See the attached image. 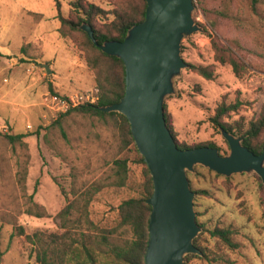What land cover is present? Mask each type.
Instances as JSON below:
<instances>
[{
	"label": "rangeland",
	"instance_id": "374dc122",
	"mask_svg": "<svg viewBox=\"0 0 264 264\" xmlns=\"http://www.w3.org/2000/svg\"><path fill=\"white\" fill-rule=\"evenodd\" d=\"M59 1L67 17L72 0ZM89 1L108 11L115 7L110 0ZM198 6L193 18L199 29L183 35L181 56L186 63L212 66L215 77L206 79L188 66L181 67L165 101L179 142L187 146L212 143L226 156L231 153L229 141L210 118L223 100L240 102L226 119L231 123L247 124L262 111L264 5L258 12L248 0H201ZM57 12L56 0H0V132L26 133L28 144L27 148L12 145L0 136V264H39L32 243L18 234L19 228L25 234L61 232L58 213L75 193L112 177L117 158L129 159L128 184L98 192L89 207L90 218L98 227L110 228L117 223L119 204L142 194L143 165L131 145L121 148L118 126L90 114L63 115L71 108H62L53 98L50 82L60 97L97 94L93 72L77 44L81 35L62 36ZM108 17L111 20L112 14ZM208 33L218 35L248 72L238 76L230 64L217 61ZM61 117L65 135L54 125ZM24 166L23 187L19 171ZM257 175L246 170L225 176L200 163L188 170L192 188L208 191L193 199L197 221L207 229L202 243L213 251L216 239L209 230L231 226L237 231L238 247L224 249L228 260L194 257L187 264H264V189ZM29 195L46 208L47 216L26 212Z\"/></svg>",
	"mask_w": 264,
	"mask_h": 264
},
{
	"label": "trees",
	"instance_id": "16d2710c",
	"mask_svg": "<svg viewBox=\"0 0 264 264\" xmlns=\"http://www.w3.org/2000/svg\"><path fill=\"white\" fill-rule=\"evenodd\" d=\"M110 1L115 6L111 11L89 0H72L70 2V13L65 17L62 14L60 1L56 0L57 17L61 24L59 30L64 37L74 38V33H80L81 37L77 40V44L81 56L93 72L98 96L95 103L73 107L63 115L75 111L96 116L113 126L117 125L122 143L121 148L125 150L131 145L137 154V162L143 165L142 194L124 199L119 204L117 223L110 228L98 227L90 218L89 207L98 192L107 186L122 187L128 184L129 159L125 157L115 159L112 166L114 172L112 177H109L107 181L95 182L80 193H75L74 198L58 213L62 221L63 230L61 232L53 231L47 234L36 230L33 233L25 234L24 229L19 228L18 234L25 235L26 239L32 243L33 252L39 264H145V252L149 241V219L152 210V206L147 203V199L153 193V178L143 155L137 148L127 117L118 111L108 112L100 109L101 106L119 102L125 94V63L120 57L108 54L95 45L88 33L80 28V25L84 22L90 24L99 43L109 40L122 41L133 25L145 19L147 0ZM248 1L255 12H258L259 7L264 5V0ZM197 2L199 4L201 0H195L194 2L196 7L199 8ZM109 14H112L111 20L108 17ZM208 36L212 42L217 61L222 64H230L234 73L238 76L248 72L245 63L221 42L218 35L208 33ZM187 65L206 79L215 77V70L212 66L193 63H187ZM49 88L52 93L57 94L51 82ZM239 106V101L227 103L223 100L216 107L210 120L218 130L224 128L228 132L242 137L245 146L255 154H261L264 151V103L260 115L247 124L241 121L233 123L226 121L232 112L238 110ZM164 115L167 126L179 148L201 146H187L179 142L173 117L168 110L166 101L164 103ZM62 120L63 117L58 119L54 125H57L65 135ZM26 135V133L0 132V136L4 137L10 144H19L24 148L28 147L27 142L24 141ZM206 146L215 147L212 143ZM26 173L27 168L24 166L19 171L23 187ZM257 176L262 190L264 189V182L259 175ZM192 190L195 194H208L205 189L192 188ZM26 212L38 217L48 215L46 208L33 200V195L28 196ZM200 226L203 229L194 239V245L202 253L188 254L184 264H187L194 257L206 259L209 262L228 260L224 249L231 250L238 247V242L235 239L236 229L231 226H216L214 229L209 230L211 237L216 239V249L208 251V247L202 243L203 233L207 229L201 223ZM77 231L78 233H76Z\"/></svg>",
	"mask_w": 264,
	"mask_h": 264
},
{
	"label": "water",
	"instance_id": "95a60500",
	"mask_svg": "<svg viewBox=\"0 0 264 264\" xmlns=\"http://www.w3.org/2000/svg\"><path fill=\"white\" fill-rule=\"evenodd\" d=\"M194 9V0H147L145 19L133 25L122 41L99 43L90 24L80 25L95 45L125 63V94L119 102L100 109L127 117L153 178V193L147 199L152 210L145 264H184L188 254L202 253L194 245L202 228L188 178V170L196 164L225 176L253 170L264 182V151L255 154L242 137L220 128L231 147V153L224 156L206 145L179 148L167 126L164 103L174 89L173 76L188 66L181 56V39L199 29ZM45 65L51 72L50 65Z\"/></svg>",
	"mask_w": 264,
	"mask_h": 264
},
{
	"label": "built area",
	"instance_id": "2783aa9c",
	"mask_svg": "<svg viewBox=\"0 0 264 264\" xmlns=\"http://www.w3.org/2000/svg\"><path fill=\"white\" fill-rule=\"evenodd\" d=\"M54 100H56L62 108L70 109L79 105L93 104L97 101L98 96L94 91L77 93L73 96L60 97L54 94Z\"/></svg>",
	"mask_w": 264,
	"mask_h": 264
}]
</instances>
